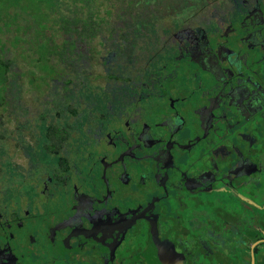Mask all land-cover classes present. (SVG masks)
<instances>
[{
  "label": "flooded vegetation",
  "instance_id": "1",
  "mask_svg": "<svg viewBox=\"0 0 264 264\" xmlns=\"http://www.w3.org/2000/svg\"><path fill=\"white\" fill-rule=\"evenodd\" d=\"M126 1L172 32L108 36L38 114L14 88L27 164L0 115V264H264V0Z\"/></svg>",
  "mask_w": 264,
  "mask_h": 264
},
{
  "label": "rangeland",
  "instance_id": "2",
  "mask_svg": "<svg viewBox=\"0 0 264 264\" xmlns=\"http://www.w3.org/2000/svg\"><path fill=\"white\" fill-rule=\"evenodd\" d=\"M48 0H0V39L1 41L7 43L9 41V51L11 58L15 61L14 65L12 66V76L11 78L17 79V81H20L21 83V100H20V105L22 107L30 109V113L28 116H32V113L38 114L39 112L42 111L43 109V101H46L50 99V94H51V85L56 78L59 82L63 81L65 77H68V69L70 65L62 64L59 67V72L57 74H54L52 77H49L47 81L41 82L37 81L36 84L34 83L33 78L35 77L32 73V70H35L37 73L36 75L39 74L40 69L35 67L34 64V58L35 56L32 55L29 59H26L23 57L24 54V48L30 44L29 41H19L16 42L15 45L11 44V40L13 39L14 35H23L22 32H17V31H7L6 28H1V25L4 23L6 20L7 22H15L18 20V17H20V22H23L24 25L28 24L31 26H35L36 23L39 25L38 30H45L48 29V25L50 26H56L53 22V19L55 17H59L62 15L63 17H67L69 15H72L71 17H76L73 14L74 9H80L79 13L82 17H88L87 15L89 12H92L93 10L95 13H97V9H99V15H104L106 14V8L109 6L112 7L111 4L115 6V11L112 12L114 17H111V20L114 22H119V15H125L122 11L126 9L127 15H130L131 8L129 9L127 5L126 0H95L93 1V6L90 10H88L89 1L88 0H56L58 7L54 12L47 11L49 21L46 20L43 10L45 6L47 5ZM71 1H74V5L70 4ZM77 1H79V5L77 4ZM97 5V6H96ZM159 6H161L159 4ZM150 11L151 9L148 8ZM128 11H130L128 13ZM168 11H171L169 9ZM152 12V11H151ZM94 13V14H95ZM154 13L157 14V16H166L167 15V8H162V7H156L154 9ZM79 15V14H78ZM78 17V16H77ZM137 16L131 18L129 20L130 23H143L142 21L145 20L144 17H141L138 21H134ZM168 18V20H167ZM46 20V21H45ZM177 19L172 16V14H169L167 17H164L163 19L160 20V17L157 18V27H144L142 28V35H162L164 34H169L172 32L173 26L176 24ZM114 24V23H112ZM45 25V26H44ZM115 25V24H114ZM14 30L15 28H11ZM48 34L49 33H56V30L54 31L53 28L48 29ZM36 32V30H35ZM118 34L115 35H122V31L119 29L117 31ZM108 36L111 35H100V37L96 38L95 41L93 42L94 47L92 49L88 50V57H90V63L92 64L93 67V77L95 78L96 73H100L103 76L107 78L109 74V63L107 61L111 57L110 53V42L112 38H109ZM110 39V40H108ZM113 40V39H112ZM104 42V43H102ZM80 48H78L79 51H85L86 46H81L79 44ZM90 52V53H89ZM97 58L95 59L94 57ZM94 58V59H93ZM96 72V73H95ZM106 78H100L97 79V81H104ZM96 79V78H95ZM40 87H39V86ZM10 89V88H9ZM16 97L13 96L12 99H10V102L5 104V108L0 105V115H2L3 118V124L5 127V130L3 131L6 136L10 138L9 141H6L5 143H11V146H9L8 151L9 153L5 156V158L11 157L14 161H19L22 164H27L28 160L26 157L21 156L19 153L16 155L15 151V146H14V140L12 141L10 137V133L13 131L15 128L16 122L13 120L14 114H11L14 111V99ZM43 100V101H42ZM27 116V115H26ZM33 127V126H30ZM30 127H27L26 130H28ZM8 129V130H6ZM13 135H16L13 133ZM0 141V145H1ZM28 144V143H27ZM10 155V156H9ZM2 192L3 190L10 186L8 184H3Z\"/></svg>",
  "mask_w": 264,
  "mask_h": 264
},
{
  "label": "trees",
  "instance_id": "3",
  "mask_svg": "<svg viewBox=\"0 0 264 264\" xmlns=\"http://www.w3.org/2000/svg\"><path fill=\"white\" fill-rule=\"evenodd\" d=\"M88 1L90 10L94 7L93 1L95 0ZM74 3V1L70 2L72 5H74ZM111 5L112 7L109 6L105 9L106 14L99 15V9H97V13L93 10L92 12H89L88 17L82 19V21L76 19V17L72 18L70 15L65 18H60L61 16L55 17L52 23L56 26H50L48 24L47 26L48 29L53 28L54 31L56 30V33L52 32L48 34V29L38 30L39 25H37V23L35 26L28 24L24 25L23 22H20V17H18V20L15 22H7L5 20L1 25V28L2 30L3 28H6L7 31H17L18 33L22 32L23 35H14L11 40V44L13 45L22 40L29 41L30 44L24 48L23 57L30 60L32 55L35 56V67L40 69L38 75H36L37 71L35 72V70H32V73L35 76L32 81H34L35 84L37 81L45 82L49 77L57 74L59 72V67L62 64L70 65L68 74L71 76H68L69 80L67 81H79L80 79L87 78L86 65L88 63L87 59L89 58L88 50L86 49L85 51L76 53L73 49L80 48V46L74 43L75 41H78V37L76 39V37L70 36L69 38L71 39L69 40V38L63 39V36L61 35H80L79 37H81L80 39L82 41H91L96 35L118 34L117 31L119 29L122 31V35H128V33L131 35H142V28L148 26L157 27L155 23H157L158 16L154 13L155 8L148 6L145 8H137L135 6L131 7V9L129 8L131 10L130 13L132 18L137 16L134 21H138L141 17H144L145 19L142 21L143 23L133 24L130 23L124 15H119V22H113L111 17H114L112 12L115 11V6L113 4ZM57 7L58 5L56 0L47 1V5L43 10L46 20L49 21L50 17H48V15H50L51 12H54ZM148 8H150L152 12ZM47 11H50V13L47 14ZM144 13H150L152 15H145ZM11 28L15 29L12 30ZM7 44H9V41L5 43L0 39V105H5L10 102L13 95L18 96L13 90L14 88H18L20 91L22 86L20 81H17L16 78H11L13 73L12 66L15 61L11 58L10 52H8L9 46ZM71 57L77 59L71 61ZM54 83L56 82H53V84ZM15 100L16 98L14 99V102Z\"/></svg>",
  "mask_w": 264,
  "mask_h": 264
}]
</instances>
